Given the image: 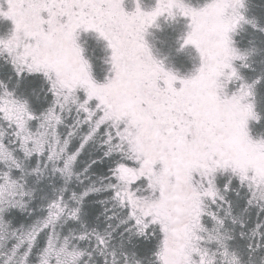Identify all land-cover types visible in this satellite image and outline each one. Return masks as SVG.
<instances>
[{"label": "snow or ice", "instance_id": "obj_1", "mask_svg": "<svg viewBox=\"0 0 264 264\" xmlns=\"http://www.w3.org/2000/svg\"><path fill=\"white\" fill-rule=\"evenodd\" d=\"M0 264H264V0H0Z\"/></svg>", "mask_w": 264, "mask_h": 264}]
</instances>
